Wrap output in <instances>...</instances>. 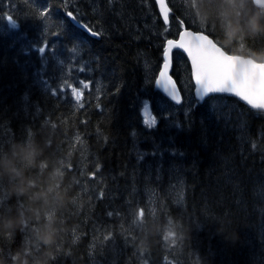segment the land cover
<instances>
[{
  "label": "trees",
  "instance_id": "16d2710c",
  "mask_svg": "<svg viewBox=\"0 0 264 264\" xmlns=\"http://www.w3.org/2000/svg\"><path fill=\"white\" fill-rule=\"evenodd\" d=\"M231 1L169 29L154 0H0V264H264V113L228 96L142 113L183 25L264 62V9ZM173 75L192 89L180 53Z\"/></svg>",
  "mask_w": 264,
  "mask_h": 264
},
{
  "label": "snow or ice",
  "instance_id": "6c2138e0",
  "mask_svg": "<svg viewBox=\"0 0 264 264\" xmlns=\"http://www.w3.org/2000/svg\"><path fill=\"white\" fill-rule=\"evenodd\" d=\"M41 15H44V13L41 12ZM8 20L11 27H17L11 16L8 17ZM165 20L167 21V16H165ZM173 47L183 49L191 58L197 85L196 93L199 100L203 101L204 97L210 93H230L254 107L264 108V80L259 81L257 84L252 78H237L235 70L225 63L223 58L203 45L196 36L188 35V32L181 35L179 41H167L164 52L165 69L168 68L169 50ZM44 51L45 48L42 47L40 52L43 53ZM160 77L156 81L157 85L172 100L180 103V96L174 82L166 76L164 71H161ZM84 87L87 88L88 85L85 84ZM145 123L149 127L154 126L155 119H147Z\"/></svg>",
  "mask_w": 264,
  "mask_h": 264
},
{
  "label": "water",
  "instance_id": "95a60500",
  "mask_svg": "<svg viewBox=\"0 0 264 264\" xmlns=\"http://www.w3.org/2000/svg\"><path fill=\"white\" fill-rule=\"evenodd\" d=\"M155 1H156V4H157V7H158V10L160 12L161 17L163 18L165 23L168 25L171 10L168 6L167 0H155ZM253 1L257 7L264 8V0H253ZM165 16H167V21L165 20ZM185 32H188V35L196 36L201 41V43L203 45H205L206 47L211 49L219 57L223 58L225 63H227L230 67H232L235 70V75L237 78H244V77L252 78L256 81L257 84L259 83V81L264 80V62H258L252 58H246L243 56L230 55V54L226 53L221 47H219L215 43V41L212 38H210L209 36H207L203 33H194L192 31H184L183 33H181V35H183ZM179 39H180V37H179ZM179 39L174 40V41H179ZM174 50L182 51L183 53H185V55L187 56V58L189 60V63L191 65V70H192V80H193L194 87H195L194 88V95L198 99L197 93H196L197 85H196V80H195V76H194V72H193V65H192L191 58L188 56V54L183 49H180V48L173 47L169 50L168 68L165 69V67H164L165 62H164L162 69H161V71H164L166 76L169 77L174 82V85H175V87L178 91V94L180 96V103H176V101L172 100L171 97H169L163 91V89L157 85V83L155 84V88H156V90H158L162 94H164L172 103L179 105V104H182L184 102V94L182 93L177 81L172 76L173 52H174ZM161 71H160V73H161ZM160 73H159L157 80L161 78ZM214 95H226V96H231V97L237 98L241 103L248 106L252 110L264 112V108L254 107V106L248 104L245 100H242L239 97L235 96L234 94H230V93H210L204 97L203 101H201V100L200 101L205 102L206 99H208L209 97L214 96Z\"/></svg>",
  "mask_w": 264,
  "mask_h": 264
},
{
  "label": "rangeland",
  "instance_id": "374dc122",
  "mask_svg": "<svg viewBox=\"0 0 264 264\" xmlns=\"http://www.w3.org/2000/svg\"><path fill=\"white\" fill-rule=\"evenodd\" d=\"M189 1H194V0H185V3H189ZM196 2H194V4H196L197 3V1H199V0H195ZM226 1V0H225ZM233 2H236V0H232L231 1V3L232 4H234ZM225 7V8H224ZM224 9H225V11L226 12H228V10H231V11H238V8H237V5L235 6V5H224ZM187 10H189V12L187 11V13L188 14H190V13H193V12H195V10H196V6H195V8L193 7V6H191V5H189L188 7H187ZM233 11V12H234ZM228 13H230V11L228 12ZM242 13H245V11H242ZM223 22L225 23V21L223 20ZM224 25H226V23L224 24ZM227 26V25H226ZM225 27V26H224ZM176 33H178V29L176 30ZM150 69H152V67L150 68ZM183 72V71H182ZM186 92V105H190V104H192V102H196V100L194 99V94H193V91H191V89H187V91H185ZM144 108H148V105H145L144 106ZM178 108L179 107H175L174 105H172L168 100H166V99H164L163 97H160L159 99H158V101H157V103L155 104V106L153 107L152 106V109H151V111H150V113L147 115V116H145V118H146V120L147 119H155V121H156V119L158 118V117H160V118H162L161 116H163V117H172L177 111H178ZM172 119V118H171ZM171 119L170 120H168L167 122H169V121H171ZM142 171V170H141ZM147 178H145L144 180L142 179V183H140V185H141V187L143 186V183L145 184V182H146V184H147V182L148 181H150V180H152V176H151V172H152V169H150V164L147 166ZM139 176H140V172H139ZM150 176V177H149ZM140 177H138V179H139ZM133 179L135 180L136 178L135 177H133ZM137 182H140V179H139V181L137 180ZM95 184V183H94ZM94 184H90L89 185V187H93L94 186ZM145 187V186H144ZM143 187V188H144ZM143 188L142 189H139V191L141 192V191H146V190H143ZM85 189H88V188H85ZM119 192L121 193L122 192V188L120 187V189H119ZM132 193L134 194L135 192L134 191H132ZM121 196H123V195H121ZM138 196L139 195H136L135 196V199H134V201L132 202L133 204H135L136 203V201H137V199H138ZM68 211V210H67ZM76 213H78V215H80V212H77L76 211ZM75 212H72V211H70V212H67L66 213V215L67 214H69L70 216L72 215V214H76ZM66 215H64V219H65V217H66ZM69 216H67V218H68ZM63 219V220H64ZM62 220V221H63ZM74 223V221L72 222V224ZM197 227V226H196ZM197 230L198 231H200L199 230V228L197 227ZM71 244H72V242H71ZM61 252V251H60ZM64 252V251H63ZM40 259L41 260H43L45 263H48L49 262V260L48 259H44V256H42V257H40ZM38 263H39V259H38ZM40 264V263H39ZM72 264H76V262L75 263H73L72 262ZM92 264H98L96 261H94Z\"/></svg>",
  "mask_w": 264,
  "mask_h": 264
},
{
  "label": "clouds",
  "instance_id": "9594fccd",
  "mask_svg": "<svg viewBox=\"0 0 264 264\" xmlns=\"http://www.w3.org/2000/svg\"><path fill=\"white\" fill-rule=\"evenodd\" d=\"M257 17H253L252 19H250L249 21V27L253 30V31H259L260 30V25L257 22ZM239 31L238 28L233 27L231 28V30L228 33L229 39L233 38L236 36L237 32ZM10 175H16V172L14 169L12 168H7L6 169ZM8 227H14L15 226V222H9V224L7 225ZM41 242L46 244V245H52L55 242V236L54 233H45L43 236L40 237ZM235 242V240H233V243Z\"/></svg>",
  "mask_w": 264,
  "mask_h": 264
},
{
  "label": "bare ground",
  "instance_id": "6f19581e",
  "mask_svg": "<svg viewBox=\"0 0 264 264\" xmlns=\"http://www.w3.org/2000/svg\"><path fill=\"white\" fill-rule=\"evenodd\" d=\"M8 28V27H7ZM188 29V28H187ZM188 30H191L192 32H196L195 30H193V29H188ZM179 32V31H178ZM199 32H204V33H207V31L206 30H200ZM168 41V39L165 41V43ZM68 66L70 67L69 69H71V62H69L68 61ZM74 69V68H73ZM78 69V68H77ZM39 78H40V80L42 81V73L39 75ZM45 88V87H44ZM194 96V99L196 100V102L197 103H200V104H203V102H201L200 100H198L196 97H195V95H193ZM171 103V102H170ZM172 105H174L175 107H179L178 108V111L181 109V108H188V107H190V106H192V105H194L195 104V102H192V104H190V105H186V94H185V97H184V102L182 103V104H179V105H176V104H174V103H171ZM177 111V112H178ZM143 113V116H144V119L146 120V118H145V115H144V112H142ZM162 118H165V117H163V116H161ZM173 117V116H172ZM171 117V118H172ZM170 117H166L165 119H167V120H170L171 119ZM159 119H160V117H158L157 119H156V121H155V124H157L158 123V121H159ZM175 187H177L176 185H175ZM171 200H172V202H173V206H180V203H178V201L177 200H174V197L173 196H171Z\"/></svg>",
  "mask_w": 264,
  "mask_h": 264
}]
</instances>
